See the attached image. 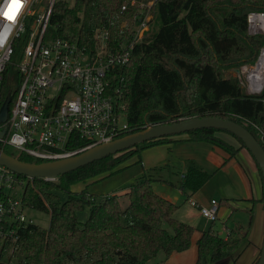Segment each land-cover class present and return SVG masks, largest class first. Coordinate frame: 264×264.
Here are the masks:
<instances>
[{
    "label": "trees",
    "instance_id": "16d2710c",
    "mask_svg": "<svg viewBox=\"0 0 264 264\" xmlns=\"http://www.w3.org/2000/svg\"><path fill=\"white\" fill-rule=\"evenodd\" d=\"M149 3L152 5L146 8ZM139 6L144 7L140 18ZM147 11L152 15L149 29L134 44L129 62L115 71L114 87L123 94L129 134L148 126L215 117L243 126L264 150V87L259 94H247L239 75H223L227 70L239 74L241 65L256 62L264 35L248 33L247 15L264 14V0H72V4L57 0L50 27L56 37L77 42L90 51L94 35L106 32L108 49L116 52L133 40ZM11 70L8 67L6 72ZM15 91L4 79L0 104L9 93L13 102ZM222 133L246 150L227 132L200 129L144 142L55 181L18 176L24 182L23 205L47 214L49 223L47 228L19 224L9 260L15 264H145L160 252L168 258L186 251L195 228L175 218L179 204L155 194L151 179L140 177L127 192L104 196L99 202L86 190L71 191V186L115 174L127 161L139 158L143 150L172 142L207 143L232 158L239 149L223 140L219 136ZM84 145L77 140L68 148ZM17 158L42 162L24 154ZM256 167L264 203L263 180ZM210 178L211 174L188 167L179 185L185 201ZM58 194L65 198L60 200ZM86 207L89 213L81 222L77 214ZM244 242L245 235L232 234L224 239L210 227L196 241L195 264L236 260ZM258 258L259 254L251 264Z\"/></svg>",
    "mask_w": 264,
    "mask_h": 264
},
{
    "label": "built area",
    "instance_id": "2783aa9c",
    "mask_svg": "<svg viewBox=\"0 0 264 264\" xmlns=\"http://www.w3.org/2000/svg\"><path fill=\"white\" fill-rule=\"evenodd\" d=\"M56 1L0 0V82L7 79L16 90L7 119L0 124V131L5 130L0 149L9 148L17 156L24 154L42 162L71 157L129 134L123 94L114 87L115 71L129 62L149 21L145 22V14L133 40L116 52L108 49V34L97 32L90 51L53 34L50 16ZM247 30L250 35H264V14L250 12ZM260 64L264 65V46L253 66L240 68L247 94H259L264 87L251 79ZM8 67L10 72H6ZM77 140L85 145L68 148ZM23 185L18 175L0 165V264H15L9 259L17 226L32 224L24 215L28 207L21 201ZM199 211L214 222L218 202L211 200Z\"/></svg>",
    "mask_w": 264,
    "mask_h": 264
},
{
    "label": "crops",
    "instance_id": "0c3cea01",
    "mask_svg": "<svg viewBox=\"0 0 264 264\" xmlns=\"http://www.w3.org/2000/svg\"><path fill=\"white\" fill-rule=\"evenodd\" d=\"M188 167L201 169L211 174V178L185 201L179 185ZM124 174L123 183L117 187L119 189L104 193V196L123 194L138 178H149L155 194L171 203L181 204L175 218L195 228L189 249L172 253L168 258L160 252L145 264H195L196 241L209 226L199 210L209 206L211 200L218 202L216 221H219V227L215 231L224 239L232 234L239 237L245 235L243 248L236 260L219 264H251L259 254L264 229L262 184L256 164L245 150L239 149L230 158L220 148L207 143L172 142L143 150L139 158L127 161L123 170L115 176ZM125 182L129 184L125 185ZM91 184H94L93 180L75 184L71 186V191L86 190L89 193ZM101 198L96 200L99 202Z\"/></svg>",
    "mask_w": 264,
    "mask_h": 264
},
{
    "label": "water",
    "instance_id": "95a60500",
    "mask_svg": "<svg viewBox=\"0 0 264 264\" xmlns=\"http://www.w3.org/2000/svg\"><path fill=\"white\" fill-rule=\"evenodd\" d=\"M10 94H7L0 106V124L5 123L8 115ZM200 129H216L227 132L238 138L246 150L249 152L254 162L257 164L264 185V150L256 139L241 125L230 120L215 117L192 118L181 120L172 124L148 126L136 133L125 135L108 143L94 146L77 155L40 163L24 162L17 157L0 149V165L6 167L18 176L29 179H52L65 175L78 168L84 167L95 161H99L107 156L134 148L144 142L186 134L190 131ZM5 134V130L0 131V138ZM256 264H264V229L263 241Z\"/></svg>",
    "mask_w": 264,
    "mask_h": 264
},
{
    "label": "rangeland",
    "instance_id": "374dc122",
    "mask_svg": "<svg viewBox=\"0 0 264 264\" xmlns=\"http://www.w3.org/2000/svg\"><path fill=\"white\" fill-rule=\"evenodd\" d=\"M66 1H68L69 4H72V0H66ZM150 5L151 4L149 3L146 6V8H149ZM142 8L144 9V7H142ZM143 9L142 10H139L138 16H140V14H142V11H144ZM145 14L148 15L147 18L145 19V22L149 20L148 21V24H149L150 20L152 22V15L148 11ZM150 25H152V23ZM148 29H149V25H148ZM244 65L250 66L248 64H244ZM244 65H241L240 68L242 66H244ZM253 65H251V66H253ZM223 75L225 77H229V78L230 77L232 78V77H235V76L238 77V75H239L240 76L239 78L242 81L243 86H244L245 81H244V75L243 74H241V73L237 74L233 70H227V71H224L223 72ZM244 88H245V86H244ZM0 93H1V82H0ZM219 136L223 140H225L227 143H230L231 145H233L234 148L241 149L240 144L232 136H230L228 134H223V133L220 134ZM243 150H245V149H243ZM7 152L9 154H11L12 156H17V153L14 150H12V149H9L8 148L7 149ZM122 170L123 169H121L119 172H121ZM117 173L112 174V175L107 176V177H104V179L101 178V180L98 179V181L97 180H93L94 181V184H91L88 187L89 193H91L94 196L98 195V196H96V199L98 200V199H100L101 197H103L105 195L104 193H111V191L119 189L117 187L120 186V183H123V179H124L123 176H125V174L122 175V176H115ZM126 184H129V182H125V185ZM20 193H21V191L18 190V193H17V196L18 197L20 196ZM58 195L60 196V200H63L65 198L64 195H62V194L61 195L58 194ZM180 207H181V204H179V208ZM88 213H89V208L86 207L82 212H80V213L77 214L78 220L81 221V222H84L86 220L87 216H88ZM24 215H25L26 220L27 221L30 220L33 225H36V226L41 227V228H47L48 227L49 216L47 214H45L43 212L36 211L34 209L27 208L24 211ZM208 222H209L208 228L212 227L214 230H216V228L219 227V225H218L219 221H214V222L208 221ZM226 262H227V260H226Z\"/></svg>",
    "mask_w": 264,
    "mask_h": 264
},
{
    "label": "bare ground",
    "instance_id": "6f19581e",
    "mask_svg": "<svg viewBox=\"0 0 264 264\" xmlns=\"http://www.w3.org/2000/svg\"><path fill=\"white\" fill-rule=\"evenodd\" d=\"M264 67L263 64H260L252 73H251V79H253L257 86H261L264 83Z\"/></svg>",
    "mask_w": 264,
    "mask_h": 264
},
{
    "label": "snow or ice",
    "instance_id": "6c2138e0",
    "mask_svg": "<svg viewBox=\"0 0 264 264\" xmlns=\"http://www.w3.org/2000/svg\"><path fill=\"white\" fill-rule=\"evenodd\" d=\"M16 2H18V0H13V3H16ZM9 18H11V17H9Z\"/></svg>",
    "mask_w": 264,
    "mask_h": 264
}]
</instances>
